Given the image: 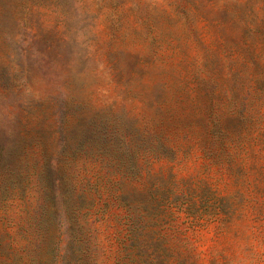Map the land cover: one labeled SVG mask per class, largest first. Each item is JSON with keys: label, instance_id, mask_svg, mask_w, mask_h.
Instances as JSON below:
<instances>
[{"label": "rangeland", "instance_id": "1", "mask_svg": "<svg viewBox=\"0 0 264 264\" xmlns=\"http://www.w3.org/2000/svg\"><path fill=\"white\" fill-rule=\"evenodd\" d=\"M0 3V264H264V0Z\"/></svg>", "mask_w": 264, "mask_h": 264}, {"label": "trees", "instance_id": "2", "mask_svg": "<svg viewBox=\"0 0 264 264\" xmlns=\"http://www.w3.org/2000/svg\"><path fill=\"white\" fill-rule=\"evenodd\" d=\"M4 1V0H2ZM10 1V5H16L17 7L20 6L21 10L23 8V11L30 6V3L34 2L35 0H9ZM1 2V0H0ZM14 3V4H13ZM5 11V4L4 3H0V12H4Z\"/></svg>", "mask_w": 264, "mask_h": 264}]
</instances>
